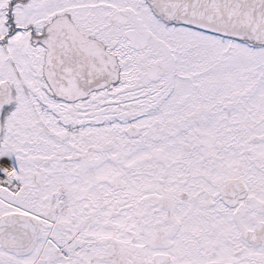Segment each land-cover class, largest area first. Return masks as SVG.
Instances as JSON below:
<instances>
[{"label": "snow or ice", "instance_id": "obj_1", "mask_svg": "<svg viewBox=\"0 0 264 264\" xmlns=\"http://www.w3.org/2000/svg\"><path fill=\"white\" fill-rule=\"evenodd\" d=\"M0 264H264V0H0Z\"/></svg>", "mask_w": 264, "mask_h": 264}]
</instances>
